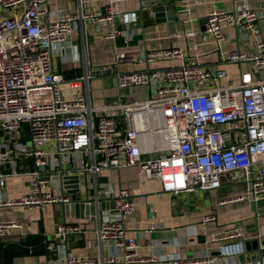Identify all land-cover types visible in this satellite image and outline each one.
I'll return each instance as SVG.
<instances>
[{
  "label": "built area",
  "instance_id": "obj_1",
  "mask_svg": "<svg viewBox=\"0 0 264 264\" xmlns=\"http://www.w3.org/2000/svg\"><path fill=\"white\" fill-rule=\"evenodd\" d=\"M44 1L0 0V207L25 210L69 203V190L85 189V198L81 197L94 208L99 240L112 239L123 254L106 258L69 254L65 264H131L154 260L139 255L138 242L128 235L125 226L136 202L127 189L116 190L101 182V171L136 165L147 179H158L168 192L246 185L244 192L224 201L256 203L264 195V39H255L253 51L224 49L228 40L225 27L235 28L246 37L259 35L260 14L256 10L248 4L233 10L211 9L205 29L188 33L203 42L213 41L223 61L238 65L236 79L222 84V79H230L227 69L189 61L186 50L178 45L147 48L136 58L119 49L114 66L137 61L146 68L118 72V86L145 88L148 97L94 105L87 68L80 77L66 79L56 71L54 60L71 48L69 35L78 20L91 19L97 27L107 22L113 25L116 13L110 5L102 14L83 11L79 4L77 13L49 14ZM107 37L128 41L132 34L113 26ZM159 61L178 64L151 67ZM116 112L122 114L124 128L119 127ZM65 164L71 169L66 170ZM22 175L31 178L30 192L4 198L6 179ZM69 175L78 178L66 182ZM53 180L61 182V191L50 186ZM112 199V210L117 214L111 208H101L103 200ZM216 218L215 213L204 217L208 221ZM21 227L17 222L0 223V236ZM80 229L79 223L64 221L58 224L57 235L63 238ZM255 237L264 249L260 232ZM246 238L238 227L222 229L212 236L219 242L241 239L240 249L232 250L234 254L244 250L242 242ZM211 261L208 256L175 257L171 264Z\"/></svg>",
  "mask_w": 264,
  "mask_h": 264
},
{
  "label": "crops",
  "instance_id": "obj_2",
  "mask_svg": "<svg viewBox=\"0 0 264 264\" xmlns=\"http://www.w3.org/2000/svg\"><path fill=\"white\" fill-rule=\"evenodd\" d=\"M79 4L83 11L102 14L106 12V6L110 5L116 13L113 25L107 22L97 27V23L91 19L78 20L69 35L71 48L63 50L54 60L56 71L61 72L66 79L80 77L87 68L90 74V98L94 105L109 104L118 100H142L148 97L145 88L122 89L118 86V72L146 68L145 64L137 61L122 62L114 66L119 49L127 50L136 58L147 48L178 45L186 50L189 61L201 63L205 67L227 69L230 79H222V84L236 79L238 65L223 61L220 57L221 51L213 41L203 42L199 37L188 35L190 31L205 29L206 15L211 9L233 10L248 4L260 14L257 21L260 29L258 36L250 34L246 37L235 28H224L228 37L225 50L239 47L253 51L255 39H264V0H45L43 6L49 14L59 11L77 13ZM157 4L174 6L176 13L173 25H170L167 19L168 9L162 10L163 16L158 18L160 21L155 18L151 7ZM47 16L48 14L44 15L43 19L47 20ZM113 26L126 29L128 34H132L131 39L126 41L124 37H107ZM174 64L178 62L159 61L151 67L166 68ZM114 115L119 127L124 128L122 114L116 112ZM65 169L70 170L71 166L65 164ZM89 177L91 183V176ZM30 179L28 175L8 177L2 191L3 197H22L28 194ZM99 180L116 190L127 189L136 202L135 211L132 217L126 220L125 226L128 235L138 242L139 255L153 257L154 260L131 264H171V259L175 257L192 259L207 256L212 259L209 264H263L257 258L255 260L249 257L244 263L235 259L233 251L240 249L238 245L241 239L229 242L212 240L213 234L230 227L242 229L248 237L245 241L256 240L255 235L258 232L264 239V195L256 203L250 200L224 201L230 195L244 192L246 185L235 184L213 191L192 189L168 192L162 188L158 179H147L136 165L105 169L100 172ZM82 181L85 183L84 178ZM50 186L55 191H61L60 181H50ZM84 190L72 193L71 198L73 194L85 198ZM90 190L92 191L91 188ZM85 206L88 205L85 203L82 210L70 208L67 211L64 203H54L45 204L39 209H25L26 222L22 223V227L11 234L0 236V239L14 240L26 233L42 232L49 240L51 252L16 256L8 264H65L69 254L93 258L122 255L123 250L117 247L112 239L102 242L99 240L98 222L89 207ZM110 208L112 210L114 207ZM112 212L117 214L116 210ZM208 213H215L217 218L212 221L205 220L204 217ZM257 215L261 217V225L256 224ZM64 221L79 223L81 229L70 231L60 238L57 235V227ZM255 250L256 248H253L250 252ZM262 259L264 261V256Z\"/></svg>",
  "mask_w": 264,
  "mask_h": 264
},
{
  "label": "water",
  "instance_id": "obj_3",
  "mask_svg": "<svg viewBox=\"0 0 264 264\" xmlns=\"http://www.w3.org/2000/svg\"><path fill=\"white\" fill-rule=\"evenodd\" d=\"M164 9H168V13H167V19L170 21V25H173V20L175 18V8L172 4H167V5H153L151 7L152 12L154 13L155 18H157V20L160 21V19H158L159 17L163 16L162 10ZM78 175H69L67 176L65 179L66 182H68L70 179H77ZM72 193H77V189L75 190H69ZM85 200L82 199L81 197H79V195L77 196H73L71 201L69 203H64L66 210H70V208L72 209H76V210H82L84 208L85 205ZM115 207V201L112 199L111 201H105L103 200L101 203V207L104 208H110V207ZM85 207H89V210L91 212L92 215H94V208L93 206H85ZM24 210L21 207H0V223L3 222H17V223H24L26 222V218L24 216ZM94 217V216H93ZM258 224V221L256 223ZM259 228V227H258ZM243 245H244V251L238 252L233 254L235 256V259L240 262V263H244L246 261H248L249 257L257 260H260L261 263L264 264V261L262 259V257L264 256V249H262L259 245L258 239L256 238V240H249V241H243ZM253 248H256L255 251L250 252V250H252ZM257 258V259H256Z\"/></svg>",
  "mask_w": 264,
  "mask_h": 264
},
{
  "label": "trees",
  "instance_id": "obj_4",
  "mask_svg": "<svg viewBox=\"0 0 264 264\" xmlns=\"http://www.w3.org/2000/svg\"><path fill=\"white\" fill-rule=\"evenodd\" d=\"M49 240L42 233H26L16 239H0V263H11L16 256L49 254Z\"/></svg>",
  "mask_w": 264,
  "mask_h": 264
},
{
  "label": "rangeland",
  "instance_id": "obj_5",
  "mask_svg": "<svg viewBox=\"0 0 264 264\" xmlns=\"http://www.w3.org/2000/svg\"><path fill=\"white\" fill-rule=\"evenodd\" d=\"M77 195H79V194H73V196H77Z\"/></svg>",
  "mask_w": 264,
  "mask_h": 264
}]
</instances>
